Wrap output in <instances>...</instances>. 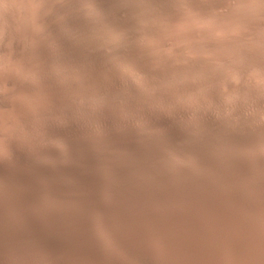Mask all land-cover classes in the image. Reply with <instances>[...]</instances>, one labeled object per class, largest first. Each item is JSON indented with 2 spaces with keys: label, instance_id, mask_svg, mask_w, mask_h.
I'll return each instance as SVG.
<instances>
[{
  "label": "rangeland",
  "instance_id": "1",
  "mask_svg": "<svg viewBox=\"0 0 264 264\" xmlns=\"http://www.w3.org/2000/svg\"><path fill=\"white\" fill-rule=\"evenodd\" d=\"M143 1L0 0V98L10 101V106L0 105V163H5L16 176L28 174L32 177L26 180L24 176H15V180L9 182L33 197L41 216L38 222L23 213L19 200L5 194L1 186L0 213L15 217L37 245L50 241L52 246L49 252L36 249L32 253L13 247L12 253H0V264H104L89 260L82 243L100 242L98 226L106 222L105 218L97 213L90 215L78 200L68 196L66 190L81 197L83 189L72 180L74 178L60 173L56 157L71 167H85L98 179V187L86 191L111 213V225L104 224L105 234L110 237L107 254L112 261L121 264H264V184L247 183L237 171L233 172L228 166L231 161L220 153L217 161L222 164L224 181L217 177L206 159L195 155H190V160L198 170L192 167L187 173L176 174L162 161L157 149L146 147L140 139L147 131L164 134V128L150 125L134 111L136 106L139 113L148 111L164 115L182 131L199 135L193 123L200 114L210 110L216 121L222 120L242 102L251 121L264 126V0H217V3L203 0L202 10L193 4H183L179 7V17L171 21L163 17L154 30L141 36L135 44V51L154 60L151 64L154 69L148 68L151 71L147 69L133 80L141 96L133 94L126 81L120 84L116 94L97 93L86 87L81 78L73 77L74 71L79 74L82 71L75 67V55L61 46L60 39L80 44L84 40L81 23L92 28L93 20H113L115 16L118 18V8L131 9ZM116 18L114 21L121 22ZM251 18L256 20L249 21ZM155 58L169 62L167 71L155 67ZM5 76L13 77L22 85V90L20 85L5 84ZM171 76L175 77L171 79ZM224 80L230 82L233 89L227 88ZM213 90L221 94L222 110L214 107L211 101ZM174 109L184 110L183 114L176 115ZM106 120H111L119 133L122 130L120 135L129 143V152L106 141L103 144L94 141L97 135L108 131ZM123 120L132 122L133 127L120 124ZM72 128L84 139L73 148L88 152L94 158L103 152L122 171L124 176L118 180L130 194L134 211L123 207L119 191L112 189L110 192L112 175L108 171L94 163L83 165L78 157L71 155L72 144L48 136L52 130L71 135ZM227 131L246 136L243 129L234 125L228 124ZM222 133L216 126L211 136L217 149L223 146ZM256 133L261 146L251 144L243 148L229 138L226 143L240 163L264 179V165L255 162L256 157L264 161V129L258 128ZM11 147L22 151L29 162L34 160L46 166L48 173L33 172V167L22 164L11 153ZM45 148L51 149L53 156L44 154ZM92 166L99 168L98 171ZM187 174L199 185L200 191L185 185ZM131 176L156 190L163 202L156 204L151 196L130 189L127 180ZM54 187L64 188L58 191L63 202L51 207L46 199ZM177 191L182 192L184 199L176 196ZM205 193L213 194L214 200ZM220 200L226 203V210L216 203ZM249 203L256 209L254 215L245 210L244 206ZM176 212L180 213V218L175 221ZM237 221L242 223L244 233L250 232L248 244L233 234ZM161 224L167 229L164 238L153 231ZM223 226L230 232L229 236L223 232ZM0 229L8 234V228ZM228 237L242 246V259L228 249ZM117 244L126 248L121 250ZM131 247L142 253L131 255L128 252ZM76 257L79 263L73 261Z\"/></svg>",
  "mask_w": 264,
  "mask_h": 264
},
{
  "label": "bare ground",
  "instance_id": "2",
  "mask_svg": "<svg viewBox=\"0 0 264 264\" xmlns=\"http://www.w3.org/2000/svg\"><path fill=\"white\" fill-rule=\"evenodd\" d=\"M209 1H211L213 3H217V0H209ZM183 4H193L197 9H200V10L204 9V7H205L203 0H144L143 2L140 3L139 6L131 8V9L118 8V13L116 12L118 14L117 15L118 18H116V16H115V18L121 19L120 20L121 22L117 23L116 21H114V19H115L114 17H112V19L114 18L113 20H108L109 19L108 18L107 21H105V20L102 21L101 19L93 20L92 21V23H93L92 28L90 26L88 27L84 22L81 23V27H80L81 31L80 32H81L82 36L84 37V40L82 43L74 44L72 42H67L66 40L60 39L61 46L64 49L71 51L75 55V58H74L75 67H77L78 69H80L82 71L81 74H79L80 72H78V71H74L72 74L73 77L78 78V79L81 78V80L84 82V85L86 87L94 89L95 91H97V93L98 92H110V93L116 94L117 92L120 91V84L122 82L124 83L126 81L130 85L131 92H133V94H135V95L141 96L142 93L140 91L136 90V87L133 84V80L137 79L136 77L141 72L150 70L148 68H150L152 66L151 64H154V60H152L148 56L143 55V54L134 50L136 41L141 36H143L144 34H147L151 30H154L156 28V24H158V22L163 17L166 18V21H171V20L179 17V15H180L179 7H180V5L182 6ZM119 17H121V18H119ZM242 17H243V15H242ZM244 17H246V16H244ZM247 18H249V17H247ZM239 19H240V17H239ZM250 20H256V19L251 18V19H249V21ZM104 26H107L108 29H106L107 27L104 28ZM30 36L32 37V35H30ZM45 55H44V57H45ZM48 58H50V55ZM45 62H47V61H45ZM168 64H169V62H167L166 60H163V59H158V60L156 59L155 60V67L161 68V69H159L160 71L161 70L167 71ZM27 68H28V66H27ZM27 68L25 67V69H27ZM151 69H154V67L153 68L151 67ZM28 70H31V69H28ZM141 74H143V73H141ZM8 76L7 77L5 76L6 78L3 80V81H5L4 82L5 84L11 85V86L12 85L13 86L20 85V84H17L16 81H14L13 77L10 78ZM240 76L244 77L243 74H241ZM172 77L173 76H171V79H172ZM214 83H216V82H214ZM223 83L227 88L233 89V88H231L230 82H228L227 80H224ZM21 86L22 85H20V88L22 90L23 87H21ZM18 88H19V86H18ZM24 90H25V88L23 89V92H25ZM26 92H27V90H26ZM210 97L212 100L211 99H209V100L212 101L214 107H217L218 109L222 110L223 107H222V102H221V94H219L218 92H214V90H213V92L211 91ZM198 100H200L199 97H198ZM9 102H10L9 100L6 101V99L0 98V105L3 107H7L8 105L10 106ZM241 103L240 104L238 103L236 108L232 112L228 113V115L222 120L216 121V118L214 117L213 112L210 110H208L204 114H200L198 119H196L193 123V126L197 130H199V132H200L199 135H196V134L193 135L194 134L193 132H192L193 134H191V133H187L185 131H182L181 127L177 126L178 124L176 125V124L172 123L164 115H160V114H156V113L154 114V113L148 112V111H144V112L142 111L139 113L136 106L134 107V111H136L137 115H141L142 118L144 117V119L150 125L157 124V125L161 126L162 128H164V131H165L164 134L148 133V131H147L146 133H143L140 136V139H141L142 143L144 145H146V147L157 149L159 151V157L162 159V161L167 163L168 166L172 167L176 171V174L187 173L189 170H192V167L197 171L198 170L197 166L195 165L194 162H192L190 160V155L191 156L195 155V156H199L201 158L206 159L210 163V166L212 167L213 171L216 173L217 177L220 180L224 181L225 177L222 174V171H223L222 164L219 161H217V155H218V153H220V154H223L225 157H227L231 161L228 166L233 169V172H234V170L237 171L240 174L239 176L244 178L247 183L256 184L257 182H262L264 184L263 177L260 175H255V174L251 173L247 169V167L244 164H242V162L240 163L238 158L234 154V151L231 149L232 147L231 148L228 147V145L226 143V139L229 138L230 141L234 142L235 144H238L240 147H243V148H246L248 145H251V144L256 145V146L262 145L256 132L258 131V128L264 129V126L260 127L256 124H254L251 121V117L247 114L248 112L246 113L245 110L242 108ZM11 105H13V104H11ZM35 105H37V104H35ZM244 106H246V105H244ZM19 109H20V107H19ZM183 111L184 110L174 109V112L176 115H182ZM21 112H22V110H21ZM194 112H195V110H194ZM141 116H140V118H141ZM120 118H121V116H120ZM177 121H178V123L180 122L179 120H177ZM106 122H107L106 127H107L108 131H106L103 134L97 135L95 137L94 141H96L97 143H100V144H103L106 141V142L112 143L114 146H116L117 148L121 149L124 152H129V150H130L129 143L120 135L122 130L120 129L121 132L119 133L111 120H106ZM138 122H140V121H138ZM173 122H174V120H173ZM120 124H122L123 126H126L127 128L134 125V124H132V122H130L128 120H123L120 122ZM228 124L234 125V127H236V128L238 127V128L243 129L244 133H246V136L243 137V136L238 135V134L229 133L227 131ZM216 126L219 127L221 132L223 131L222 137H221L222 139L220 138L221 142L223 143V146L221 147V149H217V147L214 146V144L212 143V139H211V136L213 135L214 129ZM136 127H138V126H136ZM153 129H155V128H153ZM156 129H157V127H156ZM71 130L73 131L71 135H67L63 131L55 132L52 130L49 132L48 136H50L51 139H56V138L59 139L60 138L64 143L72 144L71 155L74 157H78L79 161H81V163L83 165L94 163L95 166L98 165L100 168L108 171L112 175V179L109 183L110 192L112 189L113 190L116 189L117 191H119L120 198L122 199L123 207L129 211H134L135 207L132 203V199L130 197V194H128V192H126L124 190L125 186L122 183H120V181L118 180V178L124 176V175L122 176V171L119 169V167L115 163H113V161L108 157V155H106L103 152L100 153L96 158H94L88 152H85V151L80 152V151H77L76 148H73V146H76L77 144L82 143V141L84 139L82 138L83 136L80 135V133L78 132V130L76 128H72ZM83 131H85V130H83ZM123 131H124V129H123ZM139 131H141V129ZM93 135H94V133H93ZM112 144H111V146H112ZM57 147H59V146H57ZM63 148H64V146H63ZM42 151L46 155L53 156V151L49 148H45ZM112 152H113V150H112ZM11 153L14 156H16L17 159L22 164H29V166L33 167L34 168L33 172L48 173L47 172L48 169L46 166H44V165H42L39 162L34 161V160L29 162L27 160L25 154L22 151H19L17 148L11 147ZM59 153H61V151ZM55 160H56L57 168L59 169L60 173L74 178L72 180H74L75 183L77 181L78 184H80L81 188L83 189V191H82L83 195L81 197H78L72 191L65 189L68 192V196H71L74 199L78 200L80 202V204L90 213V215L96 214V213L100 214V216H103L105 218L106 222H104V223H108L111 225L110 219L112 216H111L110 211L99 200L95 199L92 195H90L89 194L90 192L89 193L87 192L88 190L86 191V189L98 187L99 182H98V179L96 178V176L91 171H88L85 167H71V166L67 165L62 159L57 158V157ZM136 160H139V157H136ZM255 162L259 165H264V161L262 158L256 157ZM50 165H51V163H50ZM92 168H93V166H92ZM93 169H97V167L93 168ZM98 169H97V171H98ZM51 171H53V169ZM15 176H16V174L14 172H10V169H8V166L5 163H0V186H1L2 190L4 191L5 194L17 198L20 202L19 207L22 210V212L27 214L28 216L34 217L35 220L39 222V219L41 216V210H40L39 206L36 205V202L34 201L33 197L28 195L27 192L22 191V190L16 188L13 184H11L12 181L15 180ZM22 176H24V178L26 180L27 179L29 180L32 178L28 174L19 175V176H16V178H19ZM51 177H53V176H51ZM101 179H103V178H101ZM66 183H68V181ZM101 183H103V182H101ZM184 183L188 188H191L195 191H200L199 185H197L194 182V180L190 177L189 174H187L186 177L184 178ZM127 184H129L130 189H133V190L138 189L142 193L151 196L153 201L156 204H161L163 202L162 197L158 194V192L156 190H154L151 186H149L147 183L140 180L136 176L129 177L127 180ZM74 186H76V185L74 184ZM60 189L64 190L63 187L52 188L51 196L48 199H46L48 206L53 207L54 204L59 205V206L61 205V203L63 202L62 201L63 197L61 195H59V193H58V191H60ZM101 193L102 192H100V194ZM175 194L178 198L184 199L182 192L177 191ZM205 195L214 200L213 194L205 193ZM216 203L222 209L226 210L228 208L226 203L222 200H220L219 202L216 201ZM244 207H245V210L249 214L254 215L256 213L255 207L253 205H251L250 203ZM83 214H85V213H82V215ZM14 218L8 216L5 213H3V214L0 213V227H6L9 229L7 235L4 234V232L0 229V253H12L13 247L20 248L24 253H32V251H34L36 249H38L42 252H49L52 250V246H51L50 241H46V242L41 243V245H37L35 243L34 239H32V237L19 225V222L17 220H15ZM179 218H180V213L176 212L173 215V220L176 221ZM38 222H36V223H38ZM104 223H99V226H98L99 230L97 233H98V236L100 237V242L98 244L93 243V242H88V241L84 242V243H82V250L86 254V257L89 260L96 261V263H97V261H100L104 264H121V263H117L114 260L112 261L110 255L107 254L109 252H108L106 247H107V244L109 242L110 237L105 234L106 226ZM241 224L242 223L239 224V221L236 222V227H235L236 229L233 230V234L241 242L248 244V234H250V232H248V234H247V232L244 233V230L242 229ZM243 228H244V225H243ZM53 229H54V227H53ZM247 229H246V231H247ZM222 230L224 233L228 234V236L230 235V232H228V229H226L224 226L222 227ZM153 231L155 232V234L159 235L162 238H164L167 234V229H166L165 225H162V224L158 228L155 227ZM229 238L230 237H228V239ZM195 241H196V239H195ZM200 243H201V241H200ZM221 244H223V243H221ZM117 245H118V247H121V250L123 248H126L125 245H121V244H117ZM196 245L199 246V244H196ZM226 245L233 255H235L239 259H242V253L244 252V250H243L241 245H239L235 240L232 241L231 238L226 242ZM201 247H202V245H201ZM203 248H204V246H203ZM222 249H223V247H222ZM128 252H130V254L133 256L140 255L139 253H142V251L136 250L134 247L133 248L131 247V250ZM185 260H183V261H185ZM73 261L79 263V260L77 257L74 258Z\"/></svg>",
  "mask_w": 264,
  "mask_h": 264
}]
</instances>
